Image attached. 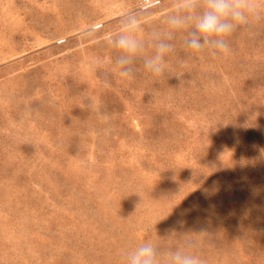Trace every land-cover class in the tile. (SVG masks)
Returning <instances> with one entry per match:
<instances>
[{"label":"rangeland","instance_id":"374dc122","mask_svg":"<svg viewBox=\"0 0 264 264\" xmlns=\"http://www.w3.org/2000/svg\"><path fill=\"white\" fill-rule=\"evenodd\" d=\"M186 15L183 0H0V264H125L145 242L157 264H264V20L197 58L192 25L170 23ZM121 34L140 45L133 78Z\"/></svg>","mask_w":264,"mask_h":264},{"label":"clouds","instance_id":"9594fccd","mask_svg":"<svg viewBox=\"0 0 264 264\" xmlns=\"http://www.w3.org/2000/svg\"><path fill=\"white\" fill-rule=\"evenodd\" d=\"M201 0H183L184 10L189 13L183 18L171 17L170 23L175 28L192 25L184 47L189 54H210L212 56L228 55L230 52L229 37L237 30L250 29L253 21L264 20V0H202L203 9L197 13ZM142 11H149L143 9ZM129 27L137 24L136 13L130 12L125 17ZM116 48L123 54L116 61L118 75L122 78H133L135 70L130 66L132 57L138 52L140 45L129 35L121 34L114 41ZM171 45L160 42L157 44L153 57L144 60V68L154 76H162L166 71V53ZM125 264H157V249L150 242L142 243L124 256ZM172 264H204L195 255L177 250L172 254Z\"/></svg>","mask_w":264,"mask_h":264},{"label":"built area","instance_id":"2783aa9c","mask_svg":"<svg viewBox=\"0 0 264 264\" xmlns=\"http://www.w3.org/2000/svg\"><path fill=\"white\" fill-rule=\"evenodd\" d=\"M161 2V0H142L141 5L143 7L156 6Z\"/></svg>","mask_w":264,"mask_h":264},{"label":"crops","instance_id":"0c3cea01","mask_svg":"<svg viewBox=\"0 0 264 264\" xmlns=\"http://www.w3.org/2000/svg\"><path fill=\"white\" fill-rule=\"evenodd\" d=\"M142 0H138V4H141Z\"/></svg>","mask_w":264,"mask_h":264}]
</instances>
